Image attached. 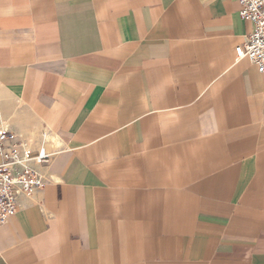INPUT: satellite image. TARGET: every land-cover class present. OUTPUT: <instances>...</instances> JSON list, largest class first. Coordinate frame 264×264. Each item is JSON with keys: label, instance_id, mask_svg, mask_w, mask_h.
<instances>
[{"label": "crops", "instance_id": "crops-1", "mask_svg": "<svg viewBox=\"0 0 264 264\" xmlns=\"http://www.w3.org/2000/svg\"><path fill=\"white\" fill-rule=\"evenodd\" d=\"M239 10L0 0V92L31 117L0 126L59 142L0 264H264V74L235 55Z\"/></svg>", "mask_w": 264, "mask_h": 264}, {"label": "built area", "instance_id": "built-area-1", "mask_svg": "<svg viewBox=\"0 0 264 264\" xmlns=\"http://www.w3.org/2000/svg\"><path fill=\"white\" fill-rule=\"evenodd\" d=\"M239 17L252 26L250 33L234 49L238 59H245L264 74V0H235ZM42 137L29 141L0 126V227L19 208V199L32 200L50 178L42 173L57 151L40 149Z\"/></svg>", "mask_w": 264, "mask_h": 264}, {"label": "bare ground", "instance_id": "bare-ground-1", "mask_svg": "<svg viewBox=\"0 0 264 264\" xmlns=\"http://www.w3.org/2000/svg\"><path fill=\"white\" fill-rule=\"evenodd\" d=\"M18 105H19V103H15L11 99V97H9V96L3 94L2 92H0V122L2 123V121L4 119L3 118L4 115H7V117L10 119V121L12 120V121L17 122L20 125H25L29 121V119L31 117L23 109H20L18 107ZM2 127L3 128H8L6 126H2ZM38 129L44 130L43 128H39L36 125V128L34 129V131H37ZM41 142L42 143H41L40 149H43L45 151H47L48 150V147L51 146V145L54 148L57 147V146H59L58 139H56L55 137H52L51 140L48 139L47 144H46V139H43ZM44 145H46L47 148Z\"/></svg>", "mask_w": 264, "mask_h": 264}, {"label": "rangeland", "instance_id": "rangeland-1", "mask_svg": "<svg viewBox=\"0 0 264 264\" xmlns=\"http://www.w3.org/2000/svg\"><path fill=\"white\" fill-rule=\"evenodd\" d=\"M10 128L12 129V127H10ZM37 135H38V134H36V135H32V134L30 135V134H29L26 138H27L29 141H32V140H35V139L38 140L39 136L37 137Z\"/></svg>", "mask_w": 264, "mask_h": 264}]
</instances>
